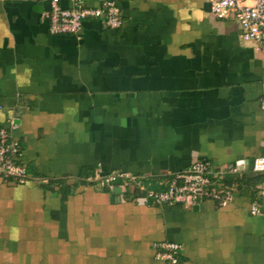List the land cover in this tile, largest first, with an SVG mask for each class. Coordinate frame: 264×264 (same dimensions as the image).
<instances>
[{
    "label": "crops",
    "instance_id": "crops-1",
    "mask_svg": "<svg viewBox=\"0 0 264 264\" xmlns=\"http://www.w3.org/2000/svg\"><path fill=\"white\" fill-rule=\"evenodd\" d=\"M49 7L0 0V129L43 179L0 178V264H166L165 241L183 246L178 264H264V55L239 23L205 0H125L122 27L90 18L58 34ZM196 160L250 181L227 205L191 207L90 181L125 172L160 188Z\"/></svg>",
    "mask_w": 264,
    "mask_h": 264
},
{
    "label": "built area",
    "instance_id": "built-area-1",
    "mask_svg": "<svg viewBox=\"0 0 264 264\" xmlns=\"http://www.w3.org/2000/svg\"><path fill=\"white\" fill-rule=\"evenodd\" d=\"M71 7H63L60 0H50V7L44 13L49 20L52 33L80 34L87 19L103 20L109 28L122 27L124 19L120 3L125 0H104L101 6H85L82 0H71ZM212 14L220 19H234L241 27V37L252 41L256 51L264 55V0H205ZM264 110V86L260 99ZM12 123V128H15ZM20 142L7 129H0V178L19 184L43 181L28 173L18 162ZM253 171H264V156L253 162ZM241 171L236 165L215 166L207 160H196L188 168L174 174L160 188L147 187L141 177L125 173L111 172L91 179L92 183L112 187L120 181L124 187H136L145 193V200L156 205L183 204L191 207L203 200L211 199L221 205L229 204L237 188L235 180ZM252 214L260 212L253 205ZM155 257L166 264H178L183 246L180 243L165 241L155 243Z\"/></svg>",
    "mask_w": 264,
    "mask_h": 264
},
{
    "label": "trees",
    "instance_id": "trees-1",
    "mask_svg": "<svg viewBox=\"0 0 264 264\" xmlns=\"http://www.w3.org/2000/svg\"><path fill=\"white\" fill-rule=\"evenodd\" d=\"M250 179L247 176H240L239 178L236 179L237 184L239 185V187H244L243 185L246 184V186L248 185Z\"/></svg>",
    "mask_w": 264,
    "mask_h": 264
},
{
    "label": "water",
    "instance_id": "water-1",
    "mask_svg": "<svg viewBox=\"0 0 264 264\" xmlns=\"http://www.w3.org/2000/svg\"><path fill=\"white\" fill-rule=\"evenodd\" d=\"M120 190H121V187H118L114 191L117 192V191H120Z\"/></svg>",
    "mask_w": 264,
    "mask_h": 264
}]
</instances>
